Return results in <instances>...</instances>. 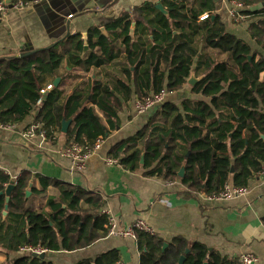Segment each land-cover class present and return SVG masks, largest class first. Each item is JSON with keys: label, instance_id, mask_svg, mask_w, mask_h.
Here are the masks:
<instances>
[{"label": "trees", "instance_id": "obj_1", "mask_svg": "<svg viewBox=\"0 0 264 264\" xmlns=\"http://www.w3.org/2000/svg\"><path fill=\"white\" fill-rule=\"evenodd\" d=\"M229 1L243 5L240 14L246 21L258 19L247 25L258 49L227 31L214 0H162L168 16L154 4H144L109 22L107 35L93 29L87 44L70 37L28 57L0 60V126H19L37 110L34 124L46 141L57 143L63 122L69 121L67 145L90 147L120 126L119 112L128 101L181 91L195 74L200 80L191 92L205 101L186 100L180 106L165 101L144 129L113 146L108 157L130 172L180 182L186 198L214 196L227 185L249 188L264 171V7L246 10L264 0ZM92 68L95 76L88 86L78 82L67 93L54 87L39 107L47 78L64 72L78 80L81 75L67 70L88 73ZM37 179L41 187L33 185L26 198L35 180L28 171L19 176L4 219L11 179L0 171L2 264H54L22 250L71 253L108 235L110 222L101 214L106 203L100 194ZM36 197L39 208H28ZM136 237L140 264H178L182 256L184 264H238L181 237L165 251L166 243L156 235L137 231ZM77 264H122L121 254L113 249Z\"/></svg>", "mask_w": 264, "mask_h": 264}, {"label": "crops", "instance_id": "obj_2", "mask_svg": "<svg viewBox=\"0 0 264 264\" xmlns=\"http://www.w3.org/2000/svg\"><path fill=\"white\" fill-rule=\"evenodd\" d=\"M16 1L32 0H12V4ZM214 1L216 13L227 31L258 49L250 38L247 26L258 19L237 22L230 16L229 0ZM161 2L42 0L24 9L9 6L7 13L0 15V60L21 58L27 52H33V55L54 48L70 37H78L87 44L93 29L101 32L104 29L105 33H102L107 35L109 22L120 18L125 12L144 4L157 5ZM88 50L86 47L85 52ZM67 72L81 75V78L77 80L63 72L58 86L66 93L78 82L86 81L88 86L92 76H95L93 68L88 73L81 69H68ZM56 79L47 78V85L54 86ZM186 87L168 94L166 102L180 106L186 100L205 101L203 95L191 92L189 84ZM136 101L133 98L124 104L119 112L120 126L109 135L102 148L88 159L84 171L77 170L73 161L61 155V151L69 146L65 133L58 136L55 144L43 140L38 134L31 137L25 135L34 124L37 110L19 126H0V171L10 178L28 171L35 180L31 184L38 189L41 187L39 177L44 182H62L86 192L98 193L106 203L102 211L113 213L120 227L143 220L166 244L181 237L189 242L202 243L222 256L236 260L238 264L240 258L247 254L256 257L255 264H264V182L260 176L250 181L245 198L212 203L202 195L186 198L182 194L185 187L180 182L168 184L156 177L148 178L142 171L133 173L119 164L107 162L110 149L144 129L157 111L158 106L139 114L135 109ZM31 203L39 208L41 201L34 198L27 202L28 208H31ZM113 249L120 251L122 264H140L136 241L118 237H106L81 251L51 253L64 257L63 260L52 258L51 261L54 264H77L84 259L94 260Z\"/></svg>", "mask_w": 264, "mask_h": 264}, {"label": "built area", "instance_id": "obj_3", "mask_svg": "<svg viewBox=\"0 0 264 264\" xmlns=\"http://www.w3.org/2000/svg\"><path fill=\"white\" fill-rule=\"evenodd\" d=\"M42 0H32L31 2L27 1H16L12 4V7L17 9H24L32 4H38ZM230 16L236 20L237 22L243 21L245 19V16L240 14V12L243 10V5L241 3H238L236 1H230ZM9 10V5L6 3V0H0V15H4ZM208 14H205L203 19L207 18ZM54 86L52 84L47 85L46 87L42 88L41 93V100L38 102V105L41 106L42 101L44 97L53 90ZM166 93L161 92L160 94L152 97H147L143 100H137L135 102V109L139 114H145L152 110L153 108L160 106L165 103L166 99ZM39 128L38 124H32L26 131L25 135L28 137H31L35 134H38L43 140H46L45 132L41 131L37 133V130ZM105 144V139L99 138L92 146L90 147H82L77 144H71L67 148L61 151V155L63 157H66L73 161V164L75 168L79 171L85 170L87 161L92 155L96 154L102 146ZM107 162L111 165L118 164L117 161L113 159H108ZM262 180H264V171L259 174ZM19 177H11V182H13L14 185H16ZM247 188H239L232 185H227L224 187V189L217 195L211 196L210 199L214 201H225V200H231L235 198H241L244 197L247 194ZM103 214H108L109 222H110V228L107 237H125V238H132L136 239V232L137 231H144L146 233H149L151 235H154V231L149 228L144 222L138 221L137 223L133 224L132 226L128 228H120L117 224L114 217L111 215V212L109 211H103ZM27 251L31 253H37L42 254L44 252H47L46 250L40 249V248H30ZM257 261L256 257L252 254L243 255L240 260L239 264H255Z\"/></svg>", "mask_w": 264, "mask_h": 264}, {"label": "water", "instance_id": "obj_4", "mask_svg": "<svg viewBox=\"0 0 264 264\" xmlns=\"http://www.w3.org/2000/svg\"><path fill=\"white\" fill-rule=\"evenodd\" d=\"M6 3L9 4L10 7H12V0H6ZM264 7L263 4H259L258 6H254V7H251L250 9L246 10V11H251V12H258L259 10H261L262 8ZM156 9L159 10L161 13H163L165 16H168L169 12L165 9V7L158 3L156 5ZM102 32L105 33V30L102 29ZM134 34V30H131V36H133ZM33 52H27V53H24L21 55V58L23 57H28L32 54ZM61 81V78H57L55 81H54V86L55 87H58L59 83ZM199 81V79H196L195 78V74L191 75V77L188 79V84L191 85V86H194L197 82ZM69 127H70V122L69 121H66V122H63V127H62V132L63 133H67L68 130H69ZM263 140H264V136L262 137ZM141 163H144V158L142 157V160H141ZM185 175V167L183 166L179 172V176L180 177H183ZM14 184L13 182H10L8 188H7V191H6V207H5V211L3 212V218L6 219L7 215H8V203L10 202V194L12 192V190L14 189ZM33 188V185L30 184L29 186V190L27 191L26 193V198H28L30 195H31V189ZM2 195V193H1ZM168 248V244H165L164 247H163V251H165L166 249ZM189 253V250L186 251V254ZM49 254L50 253H42V254H37V253H31V256L33 258H38L40 260H45L49 257ZM185 256H182L179 263L178 264H184L185 262Z\"/></svg>", "mask_w": 264, "mask_h": 264}, {"label": "rangeland", "instance_id": "obj_5", "mask_svg": "<svg viewBox=\"0 0 264 264\" xmlns=\"http://www.w3.org/2000/svg\"><path fill=\"white\" fill-rule=\"evenodd\" d=\"M156 6V5H155ZM196 79H198L197 77H195ZM200 79V78H199ZM187 87L186 88H188V84L186 85ZM191 86V85H190ZM168 95H166V99H165V101H167V97ZM84 171V170H83ZM261 181L262 182H264V180H262L261 179ZM233 186V185H232ZM248 189V188H247ZM200 195H202V196H205V197H207V199L210 201V202H224V201H214V200H211L210 199V197L211 196H208V195H205V194H200ZM200 195H198V197L200 196ZM248 195V190H247V194L244 196V197H241V198H245L246 196ZM241 198H235V199H231V200H237V199H241ZM225 201H228V200H225ZM29 207H31V208H34V209H36L33 205H32V203H31V205L29 206ZM103 211H101V214H103L102 213ZM103 215H106L107 217H108V220H109V215L108 214H103ZM111 215L114 217V214L113 213H111ZM114 219L116 220V222H117V219L114 217ZM138 221H142V222H144L143 220H137V221H135L133 224H135V223H137ZM145 224H146V222H144ZM118 224V223H117ZM133 224H131L130 226H132ZM147 225V224H146ZM130 226H128V227H130ZM149 228H151L149 225H147ZM120 227V226H119ZM128 227H124V228H128ZM120 228H123V227H120ZM152 229V228H151ZM153 230V229H152ZM154 231V230H153ZM154 233H155V231H154ZM154 235H156V234H154ZM118 238H124V239H132V238H125V237H118ZM132 240H134V241H136V239H132ZM22 253H27V254H30L31 255V252H27V251H22ZM44 253H49V252H44ZM54 259V258H56V259H60V260H63V258L64 257H59V255H57V254H49V257L47 258V259H45V260H43V261H51V259ZM5 259H6V257L4 256V254L2 253V252H0V264H2L4 261H5Z\"/></svg>", "mask_w": 264, "mask_h": 264}, {"label": "flooded vegetation", "instance_id": "obj_6", "mask_svg": "<svg viewBox=\"0 0 264 264\" xmlns=\"http://www.w3.org/2000/svg\"><path fill=\"white\" fill-rule=\"evenodd\" d=\"M200 80V79H199ZM196 85V84H195ZM191 87H193V86H191Z\"/></svg>", "mask_w": 264, "mask_h": 264}, {"label": "bare ground", "instance_id": "obj_7", "mask_svg": "<svg viewBox=\"0 0 264 264\" xmlns=\"http://www.w3.org/2000/svg\"><path fill=\"white\" fill-rule=\"evenodd\" d=\"M245 20H246V18H245Z\"/></svg>", "mask_w": 264, "mask_h": 264}]
</instances>
